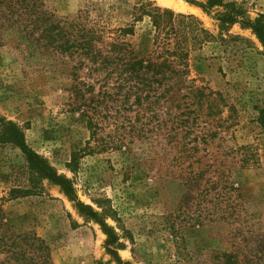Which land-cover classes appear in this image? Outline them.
I'll list each match as a JSON object with an SVG mask.
<instances>
[{"label": "rangeland", "instance_id": "rangeland-1", "mask_svg": "<svg viewBox=\"0 0 264 264\" xmlns=\"http://www.w3.org/2000/svg\"><path fill=\"white\" fill-rule=\"evenodd\" d=\"M169 1L188 10L159 0H46V6L59 19L80 17L110 37L131 24L140 4L194 16L213 39L200 48L188 42L189 78L222 101L135 107L132 100L108 101L110 93L101 103L96 76L84 70L72 76L66 58L24 50L0 15V244L9 248L16 239L25 252L24 259L8 261L6 249L0 264L37 260L40 253L25 245L24 235L42 240L51 264H119L117 258L128 264H264V134L257 123L264 109V48L243 24L221 23L223 7L206 13L197 4L207 0ZM224 2L240 8L242 20L264 16V0ZM133 29L125 41L136 51L148 48V20ZM214 110L220 115L206 116ZM179 113L196 126L187 136L179 128L169 133ZM7 123L70 181L76 199L112 229L114 243L58 186L30 174L22 152L3 141ZM209 131L208 145L184 153V142ZM244 155L251 156L246 165Z\"/></svg>", "mask_w": 264, "mask_h": 264}, {"label": "trees", "instance_id": "trees-1", "mask_svg": "<svg viewBox=\"0 0 264 264\" xmlns=\"http://www.w3.org/2000/svg\"><path fill=\"white\" fill-rule=\"evenodd\" d=\"M203 12L215 7H223L226 12L219 17L224 24L240 23L250 29L264 48V16L255 20H242V11L233 3L224 0H207L205 4H197ZM0 15L6 21L7 30L15 29L23 49L33 48L40 54H50L64 57L71 64L70 74L76 76L80 70L86 71L89 77L96 76L102 91L101 103L116 101L135 107L155 106L161 103L174 105L175 108H187L192 100L197 104L203 102L216 103L222 101L219 94L205 88H199L189 78L188 42L194 41L197 47H202L212 41V35L205 30L201 23L192 15L176 14L152 4H140L132 12L131 24L123 28L111 30L113 37L106 36L104 28L89 25L85 19H59L48 10L46 0H0ZM148 20L150 45L145 50L136 51L125 41L126 36L134 34V24ZM89 84H87L88 87ZM210 111V110H209ZM217 110L206 116L213 118ZM186 113L173 116L176 127L169 130L181 129L184 134L192 133L196 127L184 118ZM257 123L264 134V109L259 111ZM88 127L92 128L91 118L88 117ZM3 141L15 145L24 155L30 174L47 178L59 187L60 191L72 202L80 215L97 221L103 233L107 236V243H114L112 229L100 220L96 212L89 206L80 203L74 194L69 180L53 172L38 155L27 147L21 132L12 124L5 125ZM198 133V132H197ZM177 134H174V139ZM214 133L199 132L193 139L182 145L186 155L199 151V146L208 145ZM171 138V137H170ZM195 143V144H194ZM251 156L244 155L242 164L246 165ZM214 186L203 187L202 194H207ZM202 188V189H203ZM219 196V195H218ZM21 240L28 248H34L40 253L35 259L32 255L24 264H51L50 255L42 240L35 235H24ZM0 244V253L6 249L10 251L7 260L24 259V251L17 249L16 239L8 247ZM13 248V249H12ZM110 255L116 254L108 250ZM119 264L121 263L117 258ZM23 264V263H22Z\"/></svg>", "mask_w": 264, "mask_h": 264}, {"label": "bare ground", "instance_id": "bare-ground-1", "mask_svg": "<svg viewBox=\"0 0 264 264\" xmlns=\"http://www.w3.org/2000/svg\"><path fill=\"white\" fill-rule=\"evenodd\" d=\"M159 3L161 5L171 7V8H174V9H176L178 11H182V12H186L188 10L186 6L179 4V3H175L173 1H169V0H159Z\"/></svg>", "mask_w": 264, "mask_h": 264}]
</instances>
